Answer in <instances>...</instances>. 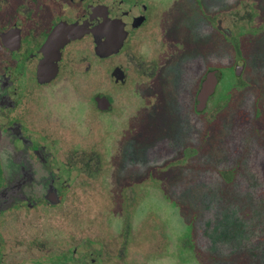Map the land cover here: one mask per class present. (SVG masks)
Here are the masks:
<instances>
[{
    "label": "flooded vegetation",
    "instance_id": "flooded-vegetation-1",
    "mask_svg": "<svg viewBox=\"0 0 264 264\" xmlns=\"http://www.w3.org/2000/svg\"><path fill=\"white\" fill-rule=\"evenodd\" d=\"M211 3L0 0V154L7 147L21 149L31 163L23 175L34 177L19 198L0 207V264H177V252H187L141 203L156 177L124 163L143 164L144 136L159 141L176 126L169 121L175 113L164 82L176 70L186 74L191 48L207 51L209 19L216 21L218 36L236 33L237 54L248 44L243 40L264 25L260 9L237 6L245 15L228 35ZM99 15L115 19L125 32L121 47L109 55L97 51V41L111 40L113 31ZM79 26L82 35L72 29ZM120 54L129 58L127 65L117 60ZM208 71L185 111L198 110L196 96ZM145 87L154 88L162 128L143 121V99L150 97ZM216 94L198 112L200 120H207ZM128 105L135 106L133 118ZM160 131L166 133L156 138ZM182 154L181 147L172 155L175 166L186 161ZM7 176L0 158V189ZM52 189L55 204L44 198ZM22 246L28 251L16 250Z\"/></svg>",
    "mask_w": 264,
    "mask_h": 264
},
{
    "label": "rangeland",
    "instance_id": "rangeland-1",
    "mask_svg": "<svg viewBox=\"0 0 264 264\" xmlns=\"http://www.w3.org/2000/svg\"><path fill=\"white\" fill-rule=\"evenodd\" d=\"M210 2L211 12H218L217 18H223V26L232 33L238 31V18L245 15L242 9L236 11L237 6H255L264 15V0ZM215 28L216 21L209 19L207 51L199 45L191 48L186 74L176 70L174 78L164 82V95L169 96V105L173 101L170 110L175 113L169 121L176 126L165 138L160 135L166 132H157L159 141L144 136L143 164L126 159L124 165L143 170L144 176L151 175L149 179L156 177L157 185L151 186L141 203L186 249L177 252V264H264V25L243 40L248 44L240 47V54L236 33L226 39ZM195 38L198 41L199 35ZM117 60L129 63L124 54ZM241 64L244 67L236 77L235 67ZM206 68L219 70L222 79L220 74L217 94L206 109L208 118L202 121L194 106L184 109ZM144 92L150 97L143 99V121L162 128L160 110L153 106L154 88L145 87ZM127 109L133 118L135 106ZM176 128L182 132L180 140ZM181 147L186 161L175 166L172 155ZM165 153L167 157H162ZM83 198L81 194V202ZM16 250L28 251L24 246ZM33 254L45 256L40 251Z\"/></svg>",
    "mask_w": 264,
    "mask_h": 264
},
{
    "label": "water",
    "instance_id": "water-1",
    "mask_svg": "<svg viewBox=\"0 0 264 264\" xmlns=\"http://www.w3.org/2000/svg\"><path fill=\"white\" fill-rule=\"evenodd\" d=\"M99 19H101L105 24L110 25L112 27V34H111V40L110 37L105 36L106 38H101L99 41H97V45L99 46L98 53L101 55H109L115 51H117L125 38V32L124 30L118 25V22H116L115 19L108 20L105 15H99ZM106 21V22H105ZM106 25V26H107ZM76 28V29H75ZM79 28V30H77ZM72 29H75L77 33L80 35L83 34L84 27H72ZM96 31L101 32V34L104 35V31L97 26ZM224 32L230 35L229 29L224 28ZM103 49V50H101ZM244 64L236 65L235 67V75H240ZM220 74L221 72L219 70H210L205 75V78L203 79L200 90L197 93L196 96V108L200 111L204 109L207 105L208 100L210 97L214 94L216 87L220 81ZM119 76V75H118ZM103 107L104 104H103ZM14 157V158H13ZM2 165L7 172V183L6 186L0 189V207L6 206L10 203V198L12 196L19 198L22 193L20 192L24 186L25 181H27L29 178H34L33 176L25 178L24 172L30 171V162L28 161L25 153L23 151L17 150V149H10L6 148L1 154H0ZM33 169V168H32ZM57 191V190H56ZM56 191L54 192V189L49 191L48 193L44 194V198L52 204H55L58 202V196ZM9 199V200H8Z\"/></svg>",
    "mask_w": 264,
    "mask_h": 264
}]
</instances>
